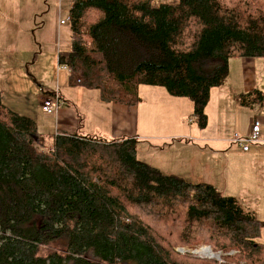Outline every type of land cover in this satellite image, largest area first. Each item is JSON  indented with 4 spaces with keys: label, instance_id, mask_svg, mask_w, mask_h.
Instances as JSON below:
<instances>
[{
    "label": "trees",
    "instance_id": "1",
    "mask_svg": "<svg viewBox=\"0 0 264 264\" xmlns=\"http://www.w3.org/2000/svg\"><path fill=\"white\" fill-rule=\"evenodd\" d=\"M154 2L71 0L58 64L104 103L136 107L140 86L188 99L204 129L230 59L264 58V0ZM240 100L260 105L264 94ZM261 231L234 197L140 161L134 139L47 143L0 94V264H264ZM201 244L222 262L176 251Z\"/></svg>",
    "mask_w": 264,
    "mask_h": 264
},
{
    "label": "crops",
    "instance_id": "2",
    "mask_svg": "<svg viewBox=\"0 0 264 264\" xmlns=\"http://www.w3.org/2000/svg\"><path fill=\"white\" fill-rule=\"evenodd\" d=\"M67 16H69V11L65 17H60L57 20V24L60 19ZM0 21H2L1 14ZM4 30L6 27L0 22L1 36H3ZM13 40L14 37L11 34L9 42H13ZM57 65V74L64 73L68 82L60 85L57 77L54 91L64 87L65 91L68 87L76 89L72 96H69V93H61L62 90L60 91L63 104L57 114L46 116L42 113V101L54 93V91L45 93L43 88H41L40 103L35 112L24 109H22L24 111H20L10 107L3 101V92L0 91L3 104L12 111L33 119L37 124L39 133L44 137L48 135L54 138L63 134H79L80 128H82L83 135L81 136L83 137H97L107 142L134 139L137 142V157L140 161L164 174L175 175L191 183L208 184L207 182L196 181L197 172L208 161L203 160L202 149L195 146V139H193L191 132L194 133V137H199V141L204 139L191 126L186 129L183 124L179 123L186 110L187 113L193 112L192 102L185 98L171 97L161 87L140 86L139 95L142 102L136 107L128 108L123 105L104 103L99 96L101 102L91 100L90 107L83 109L76 100L86 98L89 91L70 84V73L65 69L58 68V55ZM78 87H80L79 91H77ZM252 90L264 94V58L230 59L228 76L221 86L211 89L205 114L208 117V107L213 104L216 135H214V140H208L214 144L215 153L218 154V157L223 155L221 159L217 157L216 162H222L223 159L226 161V164L218 165L216 168L214 166V188L219 192L218 184L226 183L229 189H237V192L234 190V193L223 195L234 197L244 210L253 213L255 218L261 222L262 231L259 241L264 244V165L259 164L264 162V102L260 105L250 106L242 105L240 100L242 95ZM143 91L145 97L142 95ZM142 105H145L146 108H143L140 113ZM90 108H93L98 115L99 120L97 122L99 124L94 122V126L89 129L87 123L92 117ZM166 112L169 113L162 118L159 116L160 113ZM140 114L141 117H147L148 125L146 127L143 124L140 125ZM255 120L260 123L259 141L250 145L248 151H243L232 142V138L234 134L239 136L248 134L250 126ZM225 132L228 133L227 138L223 137ZM141 141H148L152 144L151 147L144 149L143 159H140L138 148ZM231 142L235 146L230 147L229 144L233 145ZM155 148L159 149L156 150ZM168 148L171 152H166ZM209 185L211 184L209 183Z\"/></svg>",
    "mask_w": 264,
    "mask_h": 264
},
{
    "label": "rangeland",
    "instance_id": "3",
    "mask_svg": "<svg viewBox=\"0 0 264 264\" xmlns=\"http://www.w3.org/2000/svg\"><path fill=\"white\" fill-rule=\"evenodd\" d=\"M70 2L71 0H0V14L2 17V21L0 22L6 27L3 36H1L2 32L0 34V91L3 92V101L6 102L7 105H10V107L20 111L35 112L40 103L41 88L44 89L45 93L54 91L57 77L60 85L66 81L68 82L65 78V74H57L56 70L58 66L57 55L59 52L64 53L70 49V30L68 24L59 27L57 20L67 15ZM177 2L178 0H155L154 4H176ZM11 34H13L14 37L13 42H9ZM162 89L159 90L164 92ZM79 90L80 87H78L77 91ZM88 91L86 98L76 100L83 109H88V107H90L91 100L94 102H101L99 100L98 91ZM75 92L76 89L68 87L67 91L61 93H69L68 95L72 96ZM142 95L145 97L144 91ZM69 104L71 105V103ZM75 107H77L76 104ZM143 108H146L145 105L140 107V113ZM208 108V122L206 128L200 129L197 127L196 123L192 120V113H187V110L183 113V118H181L179 123L183 124L186 129L188 126H191V128L199 132L198 134L204 139L200 140V142L199 137H194V133L191 132L193 139H195V146L202 149L204 156L203 160L208 161L200 167L197 172L198 175L195 177L196 181L207 182L214 187V166L216 168L218 165L226 164V161L223 159L222 162H216L218 154L215 153L216 149L214 148V144L208 140H214V135H216L214 130V105L212 104L211 107L209 105ZM90 112L92 117L89 118L87 123L89 129L94 126V122L95 124H99L97 122L99 120L98 115L93 108H90ZM168 113L169 112L164 114L160 113L159 116L162 118ZM139 121L140 125L143 124L144 127L148 125L147 117H141V114ZM81 131H83L82 128H80L79 134L83 135ZM227 136L228 133L225 132L223 137L227 138ZM45 138L47 143L52 142V136L46 135ZM151 145L152 144L148 141L139 142L140 159L144 157V149L146 150L148 147H151ZM229 145L230 147L235 146L234 144ZM155 149L157 150L159 148ZM166 152L171 151L168 148ZM222 157L223 155L221 154L218 158L221 159ZM259 164L264 165V162H260ZM218 185L219 193L222 195L234 193V190L237 192L235 188L234 190L229 189L226 183H219ZM54 248L53 244L48 246L49 251ZM211 248L212 246L201 244L195 248H176V251L180 253L187 252L197 258H206L199 253L195 255L192 251L201 249V251L211 250V252H213V248ZM179 249H183V251H179ZM232 254L234 253H230V255ZM214 255H219L221 259L223 254L219 252L216 254L214 253ZM209 257L206 259H215L214 256Z\"/></svg>",
    "mask_w": 264,
    "mask_h": 264
},
{
    "label": "built area",
    "instance_id": "4",
    "mask_svg": "<svg viewBox=\"0 0 264 264\" xmlns=\"http://www.w3.org/2000/svg\"><path fill=\"white\" fill-rule=\"evenodd\" d=\"M70 20H71V17L67 16L64 19H60L58 21V24H59V26H64L66 24H69ZM58 68L59 69H65L68 71L67 67H65V66L59 65ZM79 82H80L79 80L76 81V83H79ZM61 90L65 91V87L55 90L51 97H48L42 101L41 111L44 115L54 116L60 110L61 105H62L61 97H60V91ZM259 138H260V123L258 120H255L251 124L248 134H246L245 136H239L237 134H234V136L232 138V142L235 145L239 146L243 151H248L249 146L257 143L259 141ZM192 253L196 255V253H198V251L195 250V251H192ZM216 260L219 261L220 263L222 262L220 257L216 258Z\"/></svg>",
    "mask_w": 264,
    "mask_h": 264
},
{
    "label": "bare ground",
    "instance_id": "5",
    "mask_svg": "<svg viewBox=\"0 0 264 264\" xmlns=\"http://www.w3.org/2000/svg\"><path fill=\"white\" fill-rule=\"evenodd\" d=\"M201 249H203V248H201ZM201 249L198 250V253L203 255V256H205L206 258L209 257V256H211V257L214 256L215 259L219 257V255H214V253H212L211 250H203V251H201Z\"/></svg>",
    "mask_w": 264,
    "mask_h": 264
},
{
    "label": "water",
    "instance_id": "6",
    "mask_svg": "<svg viewBox=\"0 0 264 264\" xmlns=\"http://www.w3.org/2000/svg\"><path fill=\"white\" fill-rule=\"evenodd\" d=\"M179 251H183V249H179Z\"/></svg>",
    "mask_w": 264,
    "mask_h": 264
}]
</instances>
